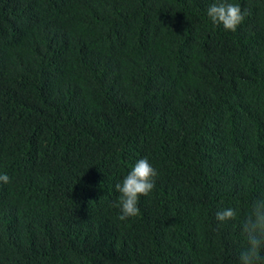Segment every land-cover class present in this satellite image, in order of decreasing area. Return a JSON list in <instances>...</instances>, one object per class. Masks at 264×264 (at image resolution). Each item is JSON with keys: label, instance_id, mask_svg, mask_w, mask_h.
Returning a JSON list of instances; mask_svg holds the SVG:
<instances>
[{"label": "trees", "instance_id": "trees-1", "mask_svg": "<svg viewBox=\"0 0 264 264\" xmlns=\"http://www.w3.org/2000/svg\"><path fill=\"white\" fill-rule=\"evenodd\" d=\"M220 2L247 9L235 32ZM145 158L155 187L121 220ZM0 174V264H239L264 197V0H0Z\"/></svg>", "mask_w": 264, "mask_h": 264}, {"label": "clouds", "instance_id": "clouds-1", "mask_svg": "<svg viewBox=\"0 0 264 264\" xmlns=\"http://www.w3.org/2000/svg\"><path fill=\"white\" fill-rule=\"evenodd\" d=\"M248 14L247 9L242 10L240 5L231 3H214L209 6L207 15L214 24H222L226 30L235 32ZM157 170L145 159L136 162L122 183L115 185L120 193L117 203L121 215L119 219L139 215L138 200L140 196H148L155 187ZM0 182H10L7 174H0ZM236 209L227 208L216 213L218 221L237 219ZM242 231L247 237V247L240 253L239 264H264V197L254 200L251 210L242 222Z\"/></svg>", "mask_w": 264, "mask_h": 264}]
</instances>
